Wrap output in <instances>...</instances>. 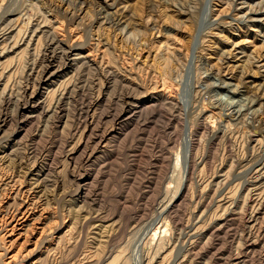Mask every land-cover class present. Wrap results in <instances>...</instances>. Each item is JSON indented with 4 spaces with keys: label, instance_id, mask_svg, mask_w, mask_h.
<instances>
[{
    "label": "rangeland",
    "instance_id": "obj_1",
    "mask_svg": "<svg viewBox=\"0 0 264 264\" xmlns=\"http://www.w3.org/2000/svg\"><path fill=\"white\" fill-rule=\"evenodd\" d=\"M0 118V264H264V0H0Z\"/></svg>",
    "mask_w": 264,
    "mask_h": 264
},
{
    "label": "bare ground",
    "instance_id": "obj_2",
    "mask_svg": "<svg viewBox=\"0 0 264 264\" xmlns=\"http://www.w3.org/2000/svg\"><path fill=\"white\" fill-rule=\"evenodd\" d=\"M133 103H134V102H133ZM138 105H139V104H138ZM134 107H135V109H138L139 106L136 105V106H134ZM139 111H140V110H139ZM134 112H135V110H134ZM135 113H136V112H135ZM136 114H137V113H136ZM134 115H135V114H134ZM134 115H133V116H134ZM137 115H138V114H137ZM128 118H129V117H128ZM0 119H1V118H0ZM131 119H132V118H131ZM84 185H85V184H84Z\"/></svg>",
    "mask_w": 264,
    "mask_h": 264
}]
</instances>
